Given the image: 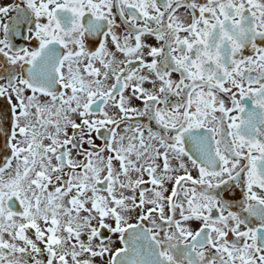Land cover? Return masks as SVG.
I'll return each mask as SVG.
<instances>
[{"label":"snow or ice","instance_id":"snow-or-ice-1","mask_svg":"<svg viewBox=\"0 0 264 264\" xmlns=\"http://www.w3.org/2000/svg\"><path fill=\"white\" fill-rule=\"evenodd\" d=\"M0 264H264V0H0Z\"/></svg>","mask_w":264,"mask_h":264},{"label":"flooded vegetation","instance_id":"flooded-vegetation-1","mask_svg":"<svg viewBox=\"0 0 264 264\" xmlns=\"http://www.w3.org/2000/svg\"><path fill=\"white\" fill-rule=\"evenodd\" d=\"M119 245L117 244V247H118Z\"/></svg>","mask_w":264,"mask_h":264}]
</instances>
